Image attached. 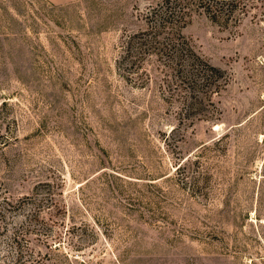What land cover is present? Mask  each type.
<instances>
[{"label":"rangeland","instance_id":"1","mask_svg":"<svg viewBox=\"0 0 264 264\" xmlns=\"http://www.w3.org/2000/svg\"><path fill=\"white\" fill-rule=\"evenodd\" d=\"M156 1L0 0V264H264V8L182 28L188 111L123 57Z\"/></svg>","mask_w":264,"mask_h":264},{"label":"trees","instance_id":"2","mask_svg":"<svg viewBox=\"0 0 264 264\" xmlns=\"http://www.w3.org/2000/svg\"><path fill=\"white\" fill-rule=\"evenodd\" d=\"M252 2L264 8V0H157L144 13L146 28L126 41L123 57L131 63L137 60L135 67L140 60L152 61L154 65L142 63L153 67L152 77L160 81L159 86L178 108L198 110L204 100L210 102L211 95L218 94L227 78L194 49L181 30L196 14L217 24L236 26ZM142 51L146 56L139 60Z\"/></svg>","mask_w":264,"mask_h":264},{"label":"crops","instance_id":"3","mask_svg":"<svg viewBox=\"0 0 264 264\" xmlns=\"http://www.w3.org/2000/svg\"><path fill=\"white\" fill-rule=\"evenodd\" d=\"M52 3H56V4H59V3H66V2H71V1H75V0H48Z\"/></svg>","mask_w":264,"mask_h":264},{"label":"bare ground","instance_id":"4","mask_svg":"<svg viewBox=\"0 0 264 264\" xmlns=\"http://www.w3.org/2000/svg\"><path fill=\"white\" fill-rule=\"evenodd\" d=\"M264 223V222H263Z\"/></svg>","mask_w":264,"mask_h":264}]
</instances>
